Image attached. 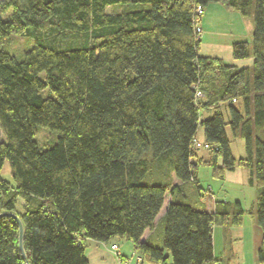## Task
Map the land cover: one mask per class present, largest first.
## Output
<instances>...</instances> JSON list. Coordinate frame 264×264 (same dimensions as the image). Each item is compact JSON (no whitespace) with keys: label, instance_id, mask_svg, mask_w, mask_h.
<instances>
[{"label":"trees","instance_id":"trees-1","mask_svg":"<svg viewBox=\"0 0 264 264\" xmlns=\"http://www.w3.org/2000/svg\"><path fill=\"white\" fill-rule=\"evenodd\" d=\"M219 1L252 19V43L232 46L249 68L197 55L195 9ZM15 36L35 40L18 57L5 49ZM39 127L57 133L55 146L38 147ZM199 128L206 159L193 147ZM0 129V172L8 162L14 181L0 177V214L23 228L22 253L18 224L0 218V264H87L86 241L113 239L131 241L149 264H222L212 230L241 227L244 211L197 202L200 166L217 180L249 172L264 264V0H2ZM227 132L244 141V159L233 158ZM160 161L196 197L167 204L155 244L141 239L168 193H181L142 184Z\"/></svg>","mask_w":264,"mask_h":264},{"label":"rangeland","instance_id":"rangeland-1","mask_svg":"<svg viewBox=\"0 0 264 264\" xmlns=\"http://www.w3.org/2000/svg\"><path fill=\"white\" fill-rule=\"evenodd\" d=\"M10 17L11 12L4 19L9 20ZM199 26L201 33L199 34L198 57L220 60L224 66L235 67L237 70L251 67V58L244 61H235L232 58V46L234 44L243 42L250 45L252 43L253 22L251 18L242 17L219 1L215 4L211 3L203 10ZM37 36L39 39H51V34L47 32H38ZM34 42L35 40L27 37L15 36L9 40L5 49L18 57L30 48ZM237 107L239 108V106ZM222 111L226 113L224 108ZM207 117L204 113H200V118L206 119ZM224 118L227 120V115H224ZM227 134L233 158L236 160L244 159V141L232 138L229 132ZM57 137L56 132L39 127L37 128L35 141L41 150H47L56 145ZM196 139L199 143L204 141L203 131L200 128ZM0 140L4 141L1 129ZM206 152L205 150L197 151L200 155L206 154ZM226 176L224 181L217 180L212 177V170L209 167L200 166L198 170V185L206 211H210L215 202H237L244 211V222L241 227L231 228V233L226 236H224L222 228H218L214 232L216 255L221 259L222 264H251L252 244L257 243L258 245L260 239L262 242V231L250 216V213L255 209V187L249 185V172L247 170L237 168L235 171L227 173ZM0 177L8 184L14 185L8 162L4 163ZM172 180L170 163L160 161L156 162L153 169L147 173L142 184L169 185ZM22 208L23 204L18 202V212H21ZM160 232L162 236L163 224L158 228L157 237H159ZM233 234H236L239 238L233 236ZM223 251H225V255Z\"/></svg>","mask_w":264,"mask_h":264},{"label":"crops","instance_id":"crops-1","mask_svg":"<svg viewBox=\"0 0 264 264\" xmlns=\"http://www.w3.org/2000/svg\"><path fill=\"white\" fill-rule=\"evenodd\" d=\"M215 4V3H214ZM202 18V17H201ZM206 116V115H205ZM204 140V137H203ZM204 143V141H203ZM197 156L199 159L201 158H207V152L206 154H202L200 155L199 153H197ZM227 173L225 174L224 180L226 179ZM172 177V182H171V187L173 186H177L179 188V190L181 191L180 194H178L177 197V192L178 191H174L172 194L169 192L164 206L162 208V210L160 211L158 217L156 218V227L153 231H146L141 239V241H149L151 243H159L160 239H161V232L159 237H157V231L158 228L161 224H163V216L165 213V209L167 207V204L172 200V201H181L182 198H184L182 195H191L190 197H196L195 194H193V192L191 191V189L188 186H181L180 183H178L176 181V179L174 178L173 173L171 174ZM223 180V181H224ZM248 182H249V178H248ZM193 198V199H194ZM202 207H204L205 209V204L203 202V199L201 197V199H198L197 201ZM214 207V205H213ZM206 210V209H205ZM213 208L210 211L207 212H212ZM244 222V219H243ZM218 228L215 227L212 230V242H213V251H214V257L217 260H221L220 258L217 257L216 255V250H215V239H214V232L217 230ZM233 231V230H232ZM231 233V229H227V230H223V234H225L224 236H226L227 234ZM233 236L239 238V236H237L236 234H233ZM232 236V237H233ZM225 244H226V239L224 240ZM261 239L259 244L257 245V243H255L254 245L252 244V253H251V264H258L257 262V252L259 250V248L261 247ZM112 246H116L117 250L116 252H113L111 250ZM226 251V249H225ZM225 251H223V254L225 255ZM84 252H85V257H86V261L87 264H149L148 262H146V260L144 259V257L136 250L134 244L131 241H128L126 239H113L109 242L106 243H99V242H94V241H86L85 245H84Z\"/></svg>","mask_w":264,"mask_h":264},{"label":"built area","instance_id":"built-area-1","mask_svg":"<svg viewBox=\"0 0 264 264\" xmlns=\"http://www.w3.org/2000/svg\"><path fill=\"white\" fill-rule=\"evenodd\" d=\"M194 21H195V23H196V27H195V32L197 33V34H200L201 33V29H200V26L198 25L199 24V19H200V17H201V15H202V8L201 7H197L196 9H195V13H194ZM204 99V95L201 93V92H196V102H198V101H201V100H203ZM193 147H194V149H196V150H208L209 149V147L207 146V145H205L204 143H199L198 141H197V139H195L194 141H193ZM111 250H113V251H115L116 252V250H117V247L116 246H112L111 247ZM119 264V263H118Z\"/></svg>","mask_w":264,"mask_h":264},{"label":"water","instance_id":"water-1","mask_svg":"<svg viewBox=\"0 0 264 264\" xmlns=\"http://www.w3.org/2000/svg\"><path fill=\"white\" fill-rule=\"evenodd\" d=\"M2 217H10L13 220H15L16 223L18 224V227H19V247H20L21 252L23 253V248H22L23 228H22V224H21L19 218L16 215L10 214V213L0 214V218H2Z\"/></svg>","mask_w":264,"mask_h":264},{"label":"bare ground","instance_id":"bare-ground-1","mask_svg":"<svg viewBox=\"0 0 264 264\" xmlns=\"http://www.w3.org/2000/svg\"><path fill=\"white\" fill-rule=\"evenodd\" d=\"M113 251V250H112ZM113 252H115V251H113Z\"/></svg>","mask_w":264,"mask_h":264}]
</instances>
